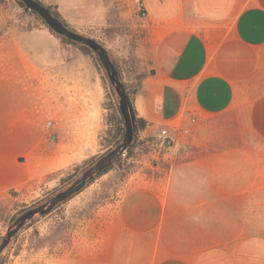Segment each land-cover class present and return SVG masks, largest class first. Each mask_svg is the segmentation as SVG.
<instances>
[{
	"label": "crops",
	"instance_id": "crops-1",
	"mask_svg": "<svg viewBox=\"0 0 264 264\" xmlns=\"http://www.w3.org/2000/svg\"><path fill=\"white\" fill-rule=\"evenodd\" d=\"M144 2L147 75L132 93L143 132L199 123L163 178L126 191L96 238L49 264H264V0ZM3 21L0 194L58 169L40 89L61 50L46 29Z\"/></svg>",
	"mask_w": 264,
	"mask_h": 264
},
{
	"label": "rangeland",
	"instance_id": "rangeland-1",
	"mask_svg": "<svg viewBox=\"0 0 264 264\" xmlns=\"http://www.w3.org/2000/svg\"><path fill=\"white\" fill-rule=\"evenodd\" d=\"M38 1L51 6L59 2L56 7L69 27L78 35L94 40L109 60L116 63L127 91L131 94L135 91L147 75V33L131 6L124 2L120 6L109 1L107 4L105 0ZM19 2L0 0V21L3 18L4 25L10 28H44L58 39L61 48L56 59L52 58L57 62V67L50 71L52 76H45L43 71L40 89L43 140L50 141V148L57 153L58 169L0 194V264H49L56 256L77 253L83 240L96 238L104 228L99 224L114 209L112 205L126 191L163 178L169 168L167 160L177 157L180 148L162 149L156 139L157 127L138 133L130 156L127 157L126 147L133 133L130 137L129 130L125 131L126 146L106 153L112 135L107 116L123 101L109 69L97 59L94 50L86 46L89 52H83L73 44L75 41L47 24L40 13ZM120 91L123 92L121 88ZM48 120L52 121L50 131L55 140L49 139L44 130ZM218 121L213 126L220 129L207 136L216 141L225 140V119ZM118 156L123 159L122 170L115 165L88 183L100 168ZM92 162L96 165L83 176L74 169ZM72 173L77 179L75 185L62 194H51ZM82 185L84 188L79 193L62 201ZM34 204L36 207L30 209ZM50 207H53L51 212L39 216ZM33 231L40 238H47L38 248L30 247Z\"/></svg>",
	"mask_w": 264,
	"mask_h": 264
},
{
	"label": "trees",
	"instance_id": "trees-1",
	"mask_svg": "<svg viewBox=\"0 0 264 264\" xmlns=\"http://www.w3.org/2000/svg\"><path fill=\"white\" fill-rule=\"evenodd\" d=\"M37 1L41 6H43L44 8H46L47 10H49L50 14L56 18L60 24L62 26H64L65 28H68L70 30H72L67 21L63 18V16L58 12L57 8L55 6H51V5H45L44 3ZM21 3V2H19ZM22 4V3H21ZM23 5V4H22ZM73 31V30H72ZM61 39H64V37H62ZM72 42V41H71ZM74 45H76L80 50H82L83 52H89V48L86 47L85 45L82 44H78L73 42ZM97 59H99V57L97 56ZM111 63L114 66V69L116 71V76L117 79L120 81L121 87L123 89V92L126 96L127 99V104L131 113V121H132V127H133V138L131 143L126 147L127 150V157L131 155L132 153V149L135 147V143L137 140V135L139 132L143 131L146 129L147 126V121L141 117H138L136 115L134 106H133V100H132V94L129 93L126 89L125 84L122 82V78H121V74L120 71L118 70V67L116 65V63L110 59ZM107 122L109 124V128L112 130H109V133H112L111 135V139L109 140L108 146L110 149H108L106 151L110 152L112 150H114L117 146L121 145L124 141L125 138V120L123 117V114L121 112L120 107L116 108L115 112L109 113V115L107 116ZM105 153V154H106ZM102 156H100L101 158ZM122 162L123 159L118 156L114 159V161L112 163L107 164L106 166L100 168L98 170V172L95 174V177H92L90 179V181H88V183H91V181L95 178H98L99 176L107 173L109 170H111L115 165L122 170ZM96 165L95 162H92L90 165H85V167H80V166H75L74 169L76 171H79L80 174H82V176L91 168H93ZM74 173H72L71 175L68 176V178H65L63 180H61V186L58 188L53 189L52 193L53 195H59L64 193L65 191L70 190L76 183L77 179L76 177L74 178ZM83 185L81 187H79L78 189H76L75 191H73L72 193H70L68 196H66L64 199H62L63 202H66L68 200H70L75 194L79 193L82 189H83ZM49 198V197H48ZM34 207H36V205H32V207L30 209H34ZM53 207H50L49 209H47L44 212H41L39 216H44L45 214L49 213L52 211ZM35 219V217H33L31 220L33 221ZM46 239L47 238H40L38 236L37 231H33L31 234V240H30V247L32 248H38L40 246H42L43 244L46 243Z\"/></svg>",
	"mask_w": 264,
	"mask_h": 264
},
{
	"label": "water",
	"instance_id": "water-1",
	"mask_svg": "<svg viewBox=\"0 0 264 264\" xmlns=\"http://www.w3.org/2000/svg\"><path fill=\"white\" fill-rule=\"evenodd\" d=\"M19 1H21L25 6H27L31 10L40 13L43 19L45 20V22L53 26L62 36H65L75 42H80L81 44L88 46L89 48H91L97 53L99 59L103 62L105 66H107L106 68L109 69L110 78L111 80L115 82L116 90L118 94L123 98V101L120 103V109H121V112L125 120L126 131L128 130L130 131V137H131L133 133V127H132V121H131V113H130V110L127 104V99H126L124 92L120 91V88L122 89L120 81L117 79L114 66L109 60V58L106 56L105 51L94 40L84 38L78 35L77 33H75L74 31L62 26L60 22L50 14L49 10L41 6L37 1L35 0H19ZM126 144L127 143L123 141V143L119 146L125 147Z\"/></svg>",
	"mask_w": 264,
	"mask_h": 264
},
{
	"label": "built area",
	"instance_id": "built-area-1",
	"mask_svg": "<svg viewBox=\"0 0 264 264\" xmlns=\"http://www.w3.org/2000/svg\"><path fill=\"white\" fill-rule=\"evenodd\" d=\"M135 14L140 20H145L147 17V11L144 0H129ZM199 120L197 115L189 114L186 117V125L184 127H168L161 126L157 129L156 139L160 146L165 151L172 150L182 143H184L193 132V129L198 125ZM52 128V121L48 120L44 125V130L47 133V137L51 140H55L56 136L50 131Z\"/></svg>",
	"mask_w": 264,
	"mask_h": 264
}]
</instances>
